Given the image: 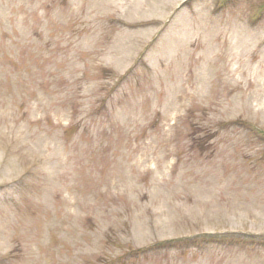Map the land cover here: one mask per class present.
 I'll return each mask as SVG.
<instances>
[{
  "label": "rangeland",
  "instance_id": "1",
  "mask_svg": "<svg viewBox=\"0 0 264 264\" xmlns=\"http://www.w3.org/2000/svg\"><path fill=\"white\" fill-rule=\"evenodd\" d=\"M0 264H264V0H0Z\"/></svg>",
  "mask_w": 264,
  "mask_h": 264
},
{
  "label": "trees",
  "instance_id": "2",
  "mask_svg": "<svg viewBox=\"0 0 264 264\" xmlns=\"http://www.w3.org/2000/svg\"><path fill=\"white\" fill-rule=\"evenodd\" d=\"M191 241H194L193 239H190Z\"/></svg>",
  "mask_w": 264,
  "mask_h": 264
}]
</instances>
